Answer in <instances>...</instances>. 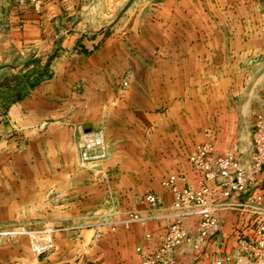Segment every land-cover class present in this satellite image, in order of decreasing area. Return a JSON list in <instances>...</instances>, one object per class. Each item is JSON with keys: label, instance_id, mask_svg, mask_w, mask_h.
Here are the masks:
<instances>
[{"label": "crops", "instance_id": "1", "mask_svg": "<svg viewBox=\"0 0 264 264\" xmlns=\"http://www.w3.org/2000/svg\"><path fill=\"white\" fill-rule=\"evenodd\" d=\"M150 1L143 7L139 1L131 6L124 4V0H71L68 10L74 15L79 13L80 17L73 19L76 30L63 42L64 52L57 55L55 48L60 41L49 32L57 16L54 13L60 11L57 1L49 3L42 12L31 8L30 13L25 11L14 22L3 21L0 32L1 230L29 223L42 229L45 220L64 221V228L58 229V234L75 236L81 228L76 227V221L92 219L87 208L92 180L78 164L76 148L79 135L88 126L91 130H105L111 156L106 162L111 170L123 164L120 157L124 155L136 159L133 160L136 165L145 164L142 157L148 156L144 167H136L146 172L155 171L157 166L165 170L176 160L177 170L182 173L180 177L196 185L204 181V175L192 168L189 158L196 148L205 145L210 128L214 129V135L207 137L213 142L208 144L213 145L217 155H237L250 149L251 125L264 106V71H254L252 75L257 79L254 84H233L231 88L236 94L231 95V106L228 102L222 104L219 95H214L219 88L206 78L219 75L223 68L219 61L230 60L231 51L209 43L231 44L233 20L238 27L246 29L264 26V0ZM48 8L49 14L45 11ZM144 11L150 13L142 18ZM107 29L109 34L104 33ZM220 29H224L222 35ZM241 35L244 43L249 42L245 31ZM142 43L152 45L154 51L145 52ZM162 44L163 53H157L156 48ZM38 65H42V70L45 66L51 76L27 88L5 85L13 76L41 73ZM126 73L133 77L130 93L114 101L110 95L114 77ZM16 91L19 93L13 97ZM191 106L196 109L195 118ZM115 107L127 108V111L108 112ZM93 108L99 109V118L91 116ZM176 113L179 115L175 116ZM211 121L214 126L208 127ZM175 125L180 129L173 133ZM177 134L179 145L173 143ZM258 180L254 190L264 192V174ZM208 185L212 198L222 196L216 183ZM252 195L244 194L236 201L248 203ZM170 197L169 193L161 192L163 206L154 211L146 201L140 202L138 196L128 199L133 210L157 218L170 205ZM125 201L121 199V203ZM123 209L126 208L116 213L121 219L127 214ZM221 220V233L242 226L249 239L256 236L258 218L253 215L229 211L222 214ZM164 223L153 221L144 229L136 225L130 231L119 229L117 248L124 252V241L130 235L134 258L135 247L146 244V234H152L155 241L161 240ZM91 227V223L84 224V228ZM90 232L83 231L84 238ZM218 237H211L199 249L188 245L184 250L189 253L195 250L198 256L194 259L193 255L186 254L182 263L213 264ZM7 248L10 246L6 243L0 244V253ZM116 257L111 264H138L128 261V256ZM3 262L0 259V264Z\"/></svg>", "mask_w": 264, "mask_h": 264}, {"label": "rangeland", "instance_id": "2", "mask_svg": "<svg viewBox=\"0 0 264 264\" xmlns=\"http://www.w3.org/2000/svg\"><path fill=\"white\" fill-rule=\"evenodd\" d=\"M53 1L58 2L60 11L54 13L57 14V16H54L53 21L51 22L53 28L50 27L49 32L58 36L57 39L60 41V43L56 45L55 55L63 53L65 50L63 48V42L66 40L67 36L76 30L74 20L77 19V17H80L79 13L74 15L73 12L68 10L71 0H0V32L4 25L3 21H6V24L9 19L14 22L21 15L25 14V11L30 13L31 8L35 10L38 9L42 12L44 7ZM137 1H139L140 5L143 7L151 2L150 0H124V4L129 3V5L132 6V4H136ZM162 1L163 0H157L156 3H162ZM45 11L47 14L50 13L49 8ZM149 13L148 11H144L143 15H141L142 18L146 17ZM262 14H264V12H262ZM241 15L244 16L243 13H241ZM242 31L246 32V38L248 37L249 42H243V36L241 35ZM109 32L110 30L107 29L104 33L109 34ZM223 32L224 29H220V35H222ZM163 38L164 40L166 39L165 37ZM209 44V46H219L225 50L229 48V51H231L230 60L221 59L219 61L223 67L220 69L219 75L205 77L206 81L213 83L214 87L219 88L220 91L217 93L214 92V95H219L221 99L220 102H222V104L228 102L227 105L230 103L231 106V95L233 96L234 93L236 94V91H234L231 86H233V84L250 82L254 84L257 80L256 77L252 75L254 71L257 69L262 72L264 71V26L262 25L261 28L252 27L246 29L238 27V23L233 20L231 21V44ZM141 48L145 52L154 51L152 45H148L147 43H142ZM163 49V44L162 46L158 45L156 52H162ZM230 63L231 65L229 67ZM29 64V66H31L33 63L31 62ZM38 67L39 72L42 71L37 74L38 76L34 75V72H28L27 74H22L18 77L13 76L5 82V85L7 87L15 86L18 88L19 86H22L27 88V86L31 87L51 76V74L46 71L45 66L43 68L44 71L41 69L42 65H38ZM250 78H252V80ZM132 79L133 77L131 73L114 77V89L113 92L110 93L111 98H113L114 101L118 100L119 97L124 99L122 98L123 95L127 97L130 93ZM17 93L19 92L16 91L13 94V97L17 95ZM116 108L117 107L108 109V112H113L115 114L118 110L121 112L122 110L125 112L127 111V108ZM190 108L191 112H194L192 113V117H197L195 107L191 106ZM124 111L123 114H125ZM174 111L175 110L173 109V112ZM178 115L176 113L175 116ZM91 116L93 118H99V109H91ZM211 126H214L212 121L211 125L208 127ZM178 129L177 125L173 126V133L179 131ZM251 129L252 143L250 149L247 152L239 153L237 155L232 154V156L237 158L240 162L247 175H251L254 172V154L252 147L253 137L256 130V119L254 120L253 125H251ZM213 130V128H210V130L206 132V136L210 137V135L213 134ZM178 135L179 134L176 135V139L173 140V143L179 145L180 140ZM207 137L205 144L213 143L211 139H207ZM197 150L198 149L196 148L195 151L197 152ZM110 157L109 154V158ZM142 158H144L143 160L146 164L149 157L145 156ZM120 160L123 164H119V168L117 169L113 166L114 168L112 170L107 166L109 165V162H104L100 165H87L85 167L80 165L89 173L92 180V195L89 206L87 205V208L92 213V219L85 222L83 220H77L76 227L81 228L79 231L77 230L75 236L61 235V232L58 234V229L64 228L62 226L64 221L54 222L45 220L42 229L36 228L34 223H29L28 226H12V229L8 231L0 229V244L3 245V243H6V245L10 246V249L7 248L8 250L0 253V259L4 260L2 264H111L118 255L128 256V261H135L138 262V264H183L182 258L185 257L186 254L193 255L195 259V257L198 256V253L195 250L189 253L184 249L188 245L194 246L195 249H199L200 245L208 241V239L201 241L198 232V224L200 222L198 211L202 209V207L194 202L182 205V208H176V197L174 193L171 189L164 186V182L169 177L177 176L179 179L181 178L180 176L182 173L177 170L176 160H173L172 164H170L169 167H166L165 170L158 169L157 167L159 166H157L156 170H153L152 172L136 170V167H144L145 164L136 165L134 163L135 161H133L136 159L132 158L130 155H124L120 157ZM189 163L192 165L191 162ZM192 168L194 167L192 166ZM194 170L196 169L194 168ZM261 175L262 173H260L258 179ZM258 179L256 184L259 181ZM256 184L253 189H250L246 194L253 193L252 197L255 194H264V192H257V190H254ZM190 185L195 188H198L199 186L195 183H191ZM179 187L183 188V185H179ZM161 192H166L171 195V203L169 206H166L164 211H161V214L159 215L160 217L157 218L152 216V214H149V216L143 215L142 213L133 210L131 200L128 199L130 197L138 196L140 197V202H143L148 194H154L159 199L158 205L152 207L148 204L149 209L154 211L163 206L162 199L160 198ZM122 198H125L126 200L123 203H121ZM105 199H107L108 202H105ZM82 206L83 205H81V207ZM122 208H126L123 210L127 213L124 219L119 218L121 216L116 214L117 212L119 213ZM229 211L231 210H222L219 213L221 224L219 232L216 234L219 235V239L217 238L219 241V247L214 253L215 257L213 264L219 262L222 264H264L263 262L252 261L249 258L251 252L240 247V239H249L248 235L246 236V234H244L242 226H239V228L236 229L231 228V230L226 229L221 233L222 214ZM136 216L139 217L138 220L136 219ZM190 219H193L192 222ZM153 221L165 222L164 234L161 236L160 241H155L152 234H146V244H141V246L135 247V256L133 258V251L130 247V245H132L131 236L128 235L127 240L124 241V252L119 251V249L122 250L121 248H117L120 244V237L116 235L119 229L124 228L130 231L135 225L144 229ZM86 223H91V229L84 228V224ZM175 226H178L181 230L187 232L189 236L180 247H177L171 252H164L162 251L163 247L168 241L170 231ZM85 230L91 231L86 238L83 236V231ZM69 243H72L74 246L71 244L69 246ZM138 249H142L146 254L145 261L140 257Z\"/></svg>", "mask_w": 264, "mask_h": 264}, {"label": "built area", "instance_id": "3", "mask_svg": "<svg viewBox=\"0 0 264 264\" xmlns=\"http://www.w3.org/2000/svg\"><path fill=\"white\" fill-rule=\"evenodd\" d=\"M76 148L78 162L82 167L100 165L108 160L110 154L106 132L103 128L82 132L77 139ZM252 151L254 172L247 175L237 158L232 155H217L212 144H205L199 147L190 158L192 166L204 175V181L198 188L177 176L169 177L164 182V186L174 193L176 208H182V205L194 202L201 205L202 209L198 211L200 216L198 232L201 241L210 239L219 232L221 224L219 213L222 210L239 211L242 215L256 216L258 218L256 236L252 239H240L239 244L242 249L251 252L249 258L252 261L264 263V194H255L252 200L245 204L236 201L241 195L253 189L260 173L264 174V106L257 115ZM180 182L183 183V188L179 187ZM210 182L216 183L222 190L220 198H212V191L208 185ZM145 201L152 207L159 203L158 197L154 194H148ZM138 218L136 216L137 220ZM188 236V233L178 226L173 227L162 251L175 250L184 243ZM138 252L145 261L144 251L138 249Z\"/></svg>", "mask_w": 264, "mask_h": 264}, {"label": "water", "instance_id": "4", "mask_svg": "<svg viewBox=\"0 0 264 264\" xmlns=\"http://www.w3.org/2000/svg\"><path fill=\"white\" fill-rule=\"evenodd\" d=\"M86 130L87 132H89L91 130V127L90 126L86 127Z\"/></svg>", "mask_w": 264, "mask_h": 264}, {"label": "trees", "instance_id": "5", "mask_svg": "<svg viewBox=\"0 0 264 264\" xmlns=\"http://www.w3.org/2000/svg\"><path fill=\"white\" fill-rule=\"evenodd\" d=\"M41 82V81H40ZM34 86V85H33Z\"/></svg>", "mask_w": 264, "mask_h": 264}]
</instances>
